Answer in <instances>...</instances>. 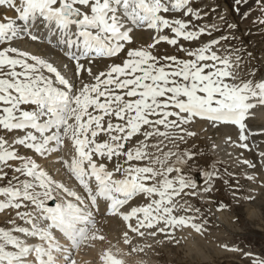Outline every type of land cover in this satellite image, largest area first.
Listing matches in <instances>:
<instances>
[{
	"label": "snow or ice",
	"instance_id": "snow-or-ice-1",
	"mask_svg": "<svg viewBox=\"0 0 264 264\" xmlns=\"http://www.w3.org/2000/svg\"><path fill=\"white\" fill-rule=\"evenodd\" d=\"M235 2L239 5L244 0ZM190 3L191 0H0V7L16 13L15 19H0V131L21 134L12 142L0 136V181H7L0 187V197L4 198L0 200V212L15 209L17 218L28 225L0 230V264H26L31 255L36 264H56L54 253L63 256L67 249L56 241L53 231L61 233L73 250L85 241L103 240L95 231L92 213L100 201L106 203L108 215L119 217L128 232L140 238L145 237L144 230L155 236L157 232L152 229L165 233L166 229L192 228L203 234V227L193 222L195 217L173 215V201L181 193L197 195L186 192L195 189L196 183L178 166L193 156L173 150L164 152L161 144L178 146L177 142L193 136L184 126L198 118L236 126L241 142L236 147L248 149L244 143L248 139L245 121L251 110L264 106V81L236 83L233 69L239 67V60L233 64L230 57L212 51L219 40L188 51L189 60L158 58L152 53L151 49L161 42L175 46L181 39L190 42L205 34L204 29L188 30L190 24L182 19L162 15L200 19ZM139 28L156 33L167 29L174 38L154 37L147 48L128 49L121 64L109 65L106 72L94 74L90 65L97 59L119 56L126 44L133 43L131 33ZM21 39L59 46L74 66L78 84L47 59L12 46ZM85 74L89 82H85ZM102 135L106 137L103 141ZM134 137L143 139L135 148L127 147ZM154 138L157 142L149 143ZM66 139L74 154L61 163L84 196L53 180L34 159L18 151L23 148L46 158L63 151ZM150 148L156 151L150 152ZM172 157L175 164L165 167ZM114 158L117 162L110 171L103 161L112 162ZM133 161L151 166H132ZM243 163L255 167L247 161ZM173 172L177 175L170 178ZM117 174L121 178H115ZM212 178L209 174L204 193L212 191ZM139 195L149 201L147 205L122 211ZM50 201L57 202L49 207ZM28 207L32 211H19ZM180 207L190 210V206ZM161 224L164 227H158ZM128 232L124 233L125 244L131 243ZM16 234L43 243L29 246ZM137 250L143 248L132 249ZM102 260L104 264H122L107 252ZM71 264H75L74 260ZM253 264L264 261L253 260Z\"/></svg>",
	"mask_w": 264,
	"mask_h": 264
},
{
	"label": "rangeland",
	"instance_id": "rangeland-1",
	"mask_svg": "<svg viewBox=\"0 0 264 264\" xmlns=\"http://www.w3.org/2000/svg\"><path fill=\"white\" fill-rule=\"evenodd\" d=\"M256 2H259V6H264L261 0H256ZM243 4H246V2ZM254 5V3L250 4L252 8H254ZM194 6L197 8L208 7V12L210 13V16L207 13L204 14V17H202L200 21L202 23L195 26L196 29L208 22V16L210 21H216L218 20L217 18L223 16L222 19L224 23H222V28L216 33H212V35H203L201 40L199 37L197 41L189 42L181 39L175 46L168 45L164 42L160 43L155 48L151 49L152 53L158 58L176 57L179 60H189L191 58L187 56V52L199 48L200 42L198 41L205 40V42H201L200 48H202L209 44L206 41L208 38L212 39L217 37L221 39L222 37H228V39L222 42V45H215L216 47H214L212 51L222 57H230L231 61H234L233 64L239 60V67L233 69L237 76L235 82L243 83L251 81L252 83H257L261 82V79L264 80V23L260 22L264 20V11L259 9L254 17H251L245 25L234 28L233 19L229 12L225 11L223 8V0H212L210 2L208 0H201L196 5L194 4ZM249 11H251V9ZM254 11L255 10L251 12ZM1 14L2 10H0V16ZM172 16L177 18L182 17L180 14H172ZM194 22L196 23V21ZM144 32H147V30ZM207 33L209 34L210 32L207 31ZM148 38H150L149 32L148 37L145 35L141 36L139 39L134 38V42L136 44L139 42H144L146 44ZM217 38H215V40ZM134 42L133 46L135 47ZM143 46L145 45L143 44ZM131 48V44L127 45V49ZM181 48H183L184 51H181ZM125 57L127 58L126 53ZM118 58H121V54ZM117 62H120V59H118ZM162 62L167 63V61ZM102 65L101 63L99 67H102ZM261 111L264 112L262 106H258L251 110L254 116L250 114L252 118L249 115L250 118L245 121L248 130L258 131L255 135H252L250 134L251 132L245 130L248 139L244 143L248 145V149L236 147V145L241 143L239 140L240 131H238L239 129L236 126H233V128L232 125H212L207 123L206 127H202L204 129H197L194 121L184 126L188 131L194 133L193 136L186 137L187 140L185 139L183 142H177L178 146L171 145V142H165L167 143V147L161 144V148L164 152L173 150L174 147H177L179 152H187L193 156V159L178 166L181 167L184 176L193 179L196 183L195 189H186V192H195L197 195H185L181 193V195L173 201L176 205V210L173 215L177 217H195L193 222L201 225L204 231L203 234H200L193 231L192 228H180L181 230L166 229L165 233H160L156 229L157 234L155 236L147 235L149 238L148 240L133 234L130 239L132 244L126 245L129 246L130 252L133 248H143V251L137 250L132 252L133 256L137 258L140 264H253V260L264 261V244L258 242L261 238L257 240L260 249H257V247L248 248V243L253 238L254 228L246 227V208L243 206L255 204L264 209V157L261 156V154L264 153V116L259 114ZM205 122L206 121L200 123ZM225 129L228 130V132L225 131ZM160 130L163 131V128L161 127ZM205 130L206 135H203L201 131ZM13 135H15V133L5 134L0 131V136H5L7 140L10 139V142H12ZM137 138L139 140L143 139V137H135L132 141L134 148L139 141L136 142ZM149 143H156V139L154 138L149 141ZM18 151L20 154L24 155H28L30 152L23 148H18ZM149 151L155 152L156 150L150 148ZM220 153L222 155L225 153V158L224 155L222 156ZM122 159L124 160L123 157H121V159L119 158L121 163L124 162ZM244 161L254 164L255 167H248V164L243 163ZM114 162H117V158L113 159V161L108 164L115 166ZM134 164L151 166L143 161L140 163H133L132 165ZM173 164H175V157H172L169 164L165 165V167ZM158 167L159 166H157V168ZM49 170V172H52L51 168ZM209 174L213 177L210 181L212 191L210 193H203V189L208 186L206 180ZM12 175L13 173L9 171V176ZM176 175L177 173L173 172L170 178H174ZM249 176L254 179L249 180L247 178ZM257 183L260 184V188L257 187ZM6 185L7 181H0V187ZM245 187L250 188L249 196H251L252 199L249 200L248 203L239 205L238 194L244 192ZM48 205H50V202ZM180 205L191 207L189 211H184ZM248 208L247 219L252 220L251 223H253V219L256 220L255 218L258 216V210L256 208L250 209V206ZM30 210L32 211L31 207H28L20 209L19 211ZM3 214H6V218H4ZM0 216H3V219H0V227H3V229H11L14 226L22 227L24 225L21 220H16V214L14 213L7 214L3 211L0 213ZM237 217L239 218V222ZM10 221L13 223H10ZM256 225L259 227L261 224L257 221ZM163 226L164 225H162V227ZM158 227L161 226L159 225ZM152 230L155 231V229ZM168 232H172L173 235L169 236L167 234ZM256 233L261 234L258 230H256ZM242 234L247 237H242ZM191 236L193 239L192 241L186 240ZM194 240H196V243ZM148 245H150V247H148ZM231 249H235V251Z\"/></svg>",
	"mask_w": 264,
	"mask_h": 264
},
{
	"label": "bare ground",
	"instance_id": "bare-ground-1",
	"mask_svg": "<svg viewBox=\"0 0 264 264\" xmlns=\"http://www.w3.org/2000/svg\"><path fill=\"white\" fill-rule=\"evenodd\" d=\"M233 1H235V0H233ZM247 1H250V0H247ZM247 1H246V4L241 3V4L237 5V3H236V8H235V11H234V15H235V18H236L235 21H236V23L239 26L245 25L247 23V21H249L251 19V16L254 13V12H251L254 9L249 11L250 9H248L249 5H248ZM0 10H2V14L0 16V19H2L3 17H8V18H11V19H15L16 18V13L14 11H12V10H9L7 7H0ZM198 14L200 15V12H198ZM203 17H204V15H203ZM204 19H206V18H204ZM221 22H222V18L221 19L219 18L218 20L214 21L213 23L206 22L201 27H199L197 29L195 27L191 28V31L198 32L200 29H204V32L205 31H209L210 34H212L221 25ZM146 30H147L146 28L134 29L133 32L131 33V38L134 37L136 39H139L140 35H142V36L146 35V37H148L149 30H147V32H144ZM158 36H161V35L158 34L155 37H158ZM216 40H218V39H216ZM212 41H215V38L207 40V43H211ZM12 46L13 47H17V48H19L21 50H24V51H28L30 53L36 54L38 56H41L42 58L47 59L48 61L52 62L55 66H57L59 69H61L62 70V74H64L66 76V78H68L69 72L71 70L74 71V66L64 57L63 50L59 46L55 45V43H53V45H48L47 43H38V42H33V41H30V40H27V39H21V40L14 41ZM50 53H52V55ZM119 56H117V57H115L113 59L116 60ZM94 63H97V66L92 67ZM64 65H67V67L65 68ZM99 65H101V62H99V61L98 62L94 61L90 65L91 68H92V71L94 72V74H97L98 70H104L106 68V66H104V65H102V67H99ZM86 66H88V65H86ZM94 69L96 71H94ZM261 80L264 81L263 79H261ZM74 82L78 84V81L75 80ZM85 82H89V78H87L86 74H85ZM259 114H261V116H264V112L263 111L259 112ZM252 115L254 116V114H252ZM250 117L252 118L251 115H250ZM193 121H194L197 129H201L204 126L205 127L207 126L206 123H200V122H203V121H206V120H201V119L195 118ZM207 122H209V121H207ZM233 126L234 125H232V127ZM232 127H230V128H232ZM202 129H204V128H202ZM228 129H229V127H228ZM225 131L228 132V130H226V129H225ZM230 132H232V131H230ZM256 132H258V131H254L252 133H256ZM201 133L203 135H206V130L205 131H201ZM19 135H21V134L20 133H15V135H13L14 137H13L12 141L15 138H17V136H19ZM137 140H139V139H137ZM8 141L10 142V139ZM171 145H173V144H171ZM222 147H221V149H222ZM218 150H220V149H218ZM173 151L179 152L177 147H174ZM73 154L74 153H73V150L71 148V142L66 139L65 140V147H64L63 151L52 153L50 156L46 157L48 159H45L44 157L37 156L35 153H32L31 151L29 152L28 156H30L32 159H34L40 165V167L43 170L45 169L44 165L47 162V166L52 167L51 168L52 172H49L50 171L49 170L50 168H49V169H47V173L53 180H55L56 182L64 184L69 189H71L73 191H77V193L79 195L84 196L86 194L83 193V191L79 188L77 182L75 181L74 177L71 176V174L63 167V165L61 163V160H70L71 156ZM224 158H225V155H224ZM100 162L101 161L97 160V163H100ZM132 166L142 167V166H137V164L132 165ZM107 167H108V169L110 171L113 170V168H114L112 166H109L108 164H107ZM115 178L119 179L121 177L119 176V174H117V176ZM148 186H151V185H148ZM155 198L156 197H154V199ZM3 199L4 198L0 197V200H3ZM56 202L57 201H50V204H52V205H48V206L49 207H53ZM148 202L149 201L147 199H145L143 197V195L136 196V197H134L132 199L131 203L129 204V210H131V208H134V207L145 206V205H147ZM122 211L127 212V210H123V209H122ZM4 212L7 213V214L14 213V214H16V218H17V210H15V209H6ZM92 213H93V219L95 221V231H97V234L99 236L104 237V239L103 240L95 239V240L85 241L84 244H82L80 246V248L73 250L71 248V246H70L69 241L65 240V238L63 237L62 234H55L53 232V235L55 237H59L60 239H63V241H61V242L57 241V242L59 244H62L63 248L67 249V252H65L63 256H61L60 254H55L54 253V255L56 256V264H71V261H73V260H74L75 264H104V260H102V257L104 256V254L106 252L110 253L113 256V258L122 261V264H140L138 262L137 258H135L133 256V254H132L133 251L131 250V252H130L129 246L124 243V233L128 232V229H127L125 223L119 217L110 216V215L107 214V206H106V203L104 201H100L98 209H92ZM3 215H4V218H6V214H3ZM0 219H3V216H0ZM16 220H18V218ZM160 226L162 227V225H160ZM26 227H28V225ZM0 230H11V229H8V228L3 229V227H0ZM144 231L146 232V235L143 238L145 240H148L149 239L147 237V231L148 230H144ZM155 231H156V229H155ZM16 235L19 236L21 239H24L27 245L31 241L36 239V238H33V237H23L21 234H16ZM132 236H133V233L128 232V238L131 239ZM188 238L186 240H188V241H192L193 240L192 236L188 237ZM136 240H137V238H136ZM132 241H133V239H132ZM194 241L196 243V240H194ZM142 244H143V242H142ZM36 245L37 244L31 245V246H36ZM132 247H133V245H132ZM6 250L11 251L12 249L8 248ZM69 253H71V254L74 253V255L71 256V254L69 255ZM26 264H36L35 259L33 258V255H31V256H29L27 258Z\"/></svg>",
	"mask_w": 264,
	"mask_h": 264
},
{
	"label": "crops",
	"instance_id": "crops-1",
	"mask_svg": "<svg viewBox=\"0 0 264 264\" xmlns=\"http://www.w3.org/2000/svg\"><path fill=\"white\" fill-rule=\"evenodd\" d=\"M261 223H263L261 220H260Z\"/></svg>",
	"mask_w": 264,
	"mask_h": 264
}]
</instances>
